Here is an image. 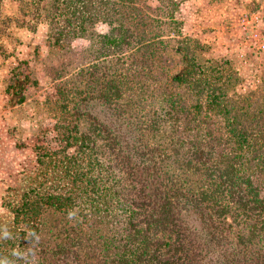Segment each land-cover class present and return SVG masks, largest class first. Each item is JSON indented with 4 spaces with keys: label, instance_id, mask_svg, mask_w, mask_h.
<instances>
[{
    "label": "trees",
    "instance_id": "1",
    "mask_svg": "<svg viewBox=\"0 0 264 264\" xmlns=\"http://www.w3.org/2000/svg\"><path fill=\"white\" fill-rule=\"evenodd\" d=\"M156 1H25L58 58L66 38L100 44L58 82L56 169L10 204L16 239L0 241V257L34 230L28 264H264V75L235 91L229 59L169 35L179 1Z\"/></svg>",
    "mask_w": 264,
    "mask_h": 264
},
{
    "label": "rangeland",
    "instance_id": "2",
    "mask_svg": "<svg viewBox=\"0 0 264 264\" xmlns=\"http://www.w3.org/2000/svg\"><path fill=\"white\" fill-rule=\"evenodd\" d=\"M25 1L0 0V225L6 224L11 232V205L20 200L24 190L43 178V171L51 173L56 169L51 160L52 155H57V148L60 149L56 130L58 82L62 78H73L76 66L92 58L83 51L100 44L98 35L72 36L64 41L70 51L60 52L58 58L54 47L56 51L59 47L50 44L46 21L29 18L31 14L25 11ZM178 1L175 15L178 27L169 35L199 39L204 46L196 47L198 53L229 59L238 74L235 91L245 94L254 88L264 75V50L257 49L247 32L239 30L237 37L232 34L239 26L234 27L230 11L233 7L244 11L258 9L262 18L258 34L264 40V0ZM204 11L215 19L212 21L215 26L209 25L210 17L203 16ZM240 13L237 12L238 16ZM224 23L225 28H221ZM94 30L97 34L104 33L108 26L99 22ZM83 53L87 57H83ZM61 62L66 64L63 76L55 71L56 67H61ZM175 64L172 70L182 71L186 66ZM222 67L224 71L228 68ZM14 71L17 73L13 75V86L8 90L6 86ZM68 150L73 151L75 147ZM102 175L104 187L110 184V179L114 182L105 171Z\"/></svg>",
    "mask_w": 264,
    "mask_h": 264
},
{
    "label": "clouds",
    "instance_id": "3",
    "mask_svg": "<svg viewBox=\"0 0 264 264\" xmlns=\"http://www.w3.org/2000/svg\"><path fill=\"white\" fill-rule=\"evenodd\" d=\"M78 215V209H73L68 212L67 218L73 220ZM29 241V245L25 250L13 249L11 256L14 259L8 257H0V264H18V262H25L28 264L29 256L35 254V249L41 241V236L34 230L26 231V236L24 237ZM16 237L10 231L6 224L0 225V241L15 240Z\"/></svg>",
    "mask_w": 264,
    "mask_h": 264
},
{
    "label": "built area",
    "instance_id": "4",
    "mask_svg": "<svg viewBox=\"0 0 264 264\" xmlns=\"http://www.w3.org/2000/svg\"><path fill=\"white\" fill-rule=\"evenodd\" d=\"M238 26L243 33L255 41V46L259 50H264V40L260 39L258 29L262 25V18L258 10L243 11L237 18ZM258 37V40H256ZM246 39V38H245Z\"/></svg>",
    "mask_w": 264,
    "mask_h": 264
},
{
    "label": "crops",
    "instance_id": "5",
    "mask_svg": "<svg viewBox=\"0 0 264 264\" xmlns=\"http://www.w3.org/2000/svg\"><path fill=\"white\" fill-rule=\"evenodd\" d=\"M237 8H240V7H233L232 9H231V11H230V14L232 13V16H233V25H234V27H236L237 28V26H238V22H237V18H238V14H237V12H242V11H244V10H239V9H237ZM209 10V9H208ZM256 10H258V9H256ZM210 12H211V10H209ZM259 11V10H258ZM220 13H223V14H226V12H224V11H220ZM230 14L228 15V16H230ZM203 16H208V17H210V14L209 13H207V12H205L204 11V14H203ZM229 18V17H228ZM227 18V19H228ZM226 19V20H227ZM213 20H215V19H213V17H210L207 21H209L210 22V24H209V22H208V24L210 25V26H215V24H212V21ZM225 20V21H226ZM230 22H231V20H230ZM226 23H224L223 25H221V28H225V25ZM239 30H240V28L239 29H234V31L235 32H233L232 34H234V36L235 37H237V35L239 34Z\"/></svg>",
    "mask_w": 264,
    "mask_h": 264
}]
</instances>
